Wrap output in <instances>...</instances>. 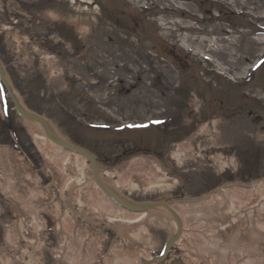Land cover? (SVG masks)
I'll list each match as a JSON object with an SVG mask.
<instances>
[{
	"label": "rangeland",
	"instance_id": "374dc122",
	"mask_svg": "<svg viewBox=\"0 0 264 264\" xmlns=\"http://www.w3.org/2000/svg\"><path fill=\"white\" fill-rule=\"evenodd\" d=\"M82 1L0 0V59L26 109L95 155L104 178L108 172L118 176L132 160L151 158L170 185L123 192L137 203L198 198L227 183L264 179V44L247 36L256 30L264 36V22L260 19L256 28L254 16L245 10L262 15L264 0ZM212 40L213 47L208 43ZM255 62L257 69L238 77ZM2 92L0 84V147L24 159L36 187L52 194L51 206L59 205L64 214L70 205L79 214L78 223L88 227L79 200L88 186L95 187L91 165L83 158L82 179L72 180L69 187L60 184L27 122ZM196 121L214 129L200 133ZM144 123L150 124L145 131L135 128ZM180 143L191 145L181 164L174 157ZM232 155L236 165L228 159ZM2 179L0 256L12 257L16 264L38 259L39 264H70L64 257L69 238L50 213L37 210L45 249L28 242L25 232L34 218L21 215L25 210L3 191ZM30 204L35 209L39 201L33 198ZM263 207L264 197L248 207L249 223L260 236L264 231L258 212ZM149 219L144 222L151 237L128 235L127 241L95 221V229L108 238L98 259L114 264L113 245L137 248L131 264L159 256L172 227ZM11 233L14 247L7 242ZM160 264L207 263L186 261L181 247L174 245Z\"/></svg>",
	"mask_w": 264,
	"mask_h": 264
},
{
	"label": "bare ground",
	"instance_id": "6f19581e",
	"mask_svg": "<svg viewBox=\"0 0 264 264\" xmlns=\"http://www.w3.org/2000/svg\"><path fill=\"white\" fill-rule=\"evenodd\" d=\"M82 2L92 3V0H83ZM235 2L237 1H233V3ZM241 5L244 7L243 2ZM244 9L241 11L244 13L246 10L247 16H254V21L251 24L256 28H258L260 19L264 22V13L261 15L257 10ZM72 24L80 26L82 23L72 21ZM256 31L251 32L252 34L248 32L247 36L252 35L250 40L254 44L263 45L264 36H260ZM213 42L215 41L208 42L210 45L212 44L211 47L215 45ZM217 43L216 48L219 50ZM224 48L225 46L222 49ZM200 51L197 48V52ZM231 58L233 59V57ZM254 69L255 67L248 66L238 74V77L247 76ZM6 80L8 81V79ZM13 94L17 98L14 91ZM7 95L10 96L8 90ZM21 105L23 104L21 103ZM26 122L33 142L52 171L54 178L67 187L72 180L79 182L84 174L83 166L79 164L83 157L64 150L55 144L47 132H43L42 128L29 120ZM51 126L54 128L52 124ZM195 129L205 134L214 129V126L200 122ZM55 131L57 130L55 129ZM57 133L59 134L58 131ZM190 147L189 143L178 145L179 149L174 157L177 158L179 164L182 163L183 157H187ZM228 159L233 165H236L234 155ZM228 159L227 161H229ZM96 175L123 201L148 210L142 213H131L119 208L100 190ZM93 177L95 187L88 186L87 192L79 200L80 207L84 212L83 217L89 221V226L84 227L78 223L79 214L75 213L70 205L64 214L60 213L59 205H50L52 199L50 195L52 196V194L36 187V176L23 158L17 157L8 147H0V178L3 180V191L10 193L11 201L15 206L25 210L21 214L22 216L34 218L32 228L25 232L26 238L29 240L27 241L35 246L34 249H45L44 239L38 236L43 224L39 221L37 210L53 215L58 221L60 230L68 236L69 242L64 257L69 259L70 264H104L98 258L104 251L108 238L103 231L95 229V221L106 223L112 231L123 235L127 241L128 235L151 237V233L145 226L146 222H144L150 217L149 220L152 223L160 224L159 226H163L162 224L165 223L172 227L171 233L175 237L173 246L181 247L188 262L203 260L207 264H264V236L258 235L255 228L249 223L252 217L248 211V207L255 206L264 197V179L250 184L227 183L198 198L181 196L165 201L137 203L127 198L123 192L143 187L151 189L156 185H170L160 167H153L151 158L144 156L132 160L122 169L121 174L117 176L114 172H108L107 178L101 175L97 160V170H93ZM33 198L39 201V206L35 209L30 204ZM225 201L227 202L225 203ZM167 204L169 209L166 207ZM174 214L177 216L179 224ZM258 225L264 231V207L258 212ZM11 235L12 233L8 235L7 242L11 247H14L13 241L15 240ZM111 251L117 255L114 264H131L132 260L138 256L137 248H132L129 245H113ZM24 252H29V247ZM30 255L32 256L34 253H30ZM0 264H16V261L12 257L1 255ZM29 264H39V259L38 262L30 260Z\"/></svg>",
	"mask_w": 264,
	"mask_h": 264
},
{
	"label": "water",
	"instance_id": "95a60500",
	"mask_svg": "<svg viewBox=\"0 0 264 264\" xmlns=\"http://www.w3.org/2000/svg\"><path fill=\"white\" fill-rule=\"evenodd\" d=\"M0 76L2 79L3 84L5 85V87L7 88L12 102L14 104V108L16 110V112L24 117L25 119L38 124L42 130L44 132H47L48 136L50 137V139L57 144L58 146L62 147L63 149L84 156L85 158L88 159V161L91 163L93 170L96 171L97 170V159L95 158V156L93 154H91L89 151L83 149V148H79L71 143H69L68 141L64 140L62 137H60L57 132L51 127L50 123L43 117L34 114L28 110H26L25 108L22 107V105L19 102V99L16 98L13 94V89L10 85V83L6 80L7 79V75L5 72V69L3 67V64L0 61ZM96 179H97V183L99 184V186L123 209L131 211V212H145L148 209H142V208H138L136 206H133L129 203H126L125 201H123L118 195H116L109 187H107L100 178H98V176L96 175ZM155 204V203H152ZM150 204V205H152ZM143 205H147V204H143ZM166 207L169 209V205L167 204ZM178 224H179V220L177 218V216L174 214ZM179 231H180V227H179ZM178 231V234H179ZM177 234V236H178ZM177 238V237H176ZM175 242V237H171L170 240L168 241L166 247L164 248V252H163V256L159 257V258H155L152 261H148L145 264H153V263H157L160 261H163L166 256L169 254V251L171 249V247L173 246Z\"/></svg>",
	"mask_w": 264,
	"mask_h": 264
},
{
	"label": "snow or ice",
	"instance_id": "6c2138e0",
	"mask_svg": "<svg viewBox=\"0 0 264 264\" xmlns=\"http://www.w3.org/2000/svg\"><path fill=\"white\" fill-rule=\"evenodd\" d=\"M261 63H264V61H262Z\"/></svg>",
	"mask_w": 264,
	"mask_h": 264
},
{
	"label": "flooded vegetation",
	"instance_id": "af4514ba",
	"mask_svg": "<svg viewBox=\"0 0 264 264\" xmlns=\"http://www.w3.org/2000/svg\"><path fill=\"white\" fill-rule=\"evenodd\" d=\"M210 14H212V12H210Z\"/></svg>",
	"mask_w": 264,
	"mask_h": 264
}]
</instances>
